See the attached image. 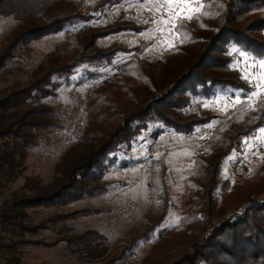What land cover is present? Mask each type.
Instances as JSON below:
<instances>
[{
	"label": "trees",
	"instance_id": "obj_1",
	"mask_svg": "<svg viewBox=\"0 0 264 264\" xmlns=\"http://www.w3.org/2000/svg\"><path fill=\"white\" fill-rule=\"evenodd\" d=\"M120 1L99 0L92 12ZM198 9L192 19H178V42L162 59L147 61L136 54L142 46L98 44L99 39L120 32L137 33L140 27L133 21L116 19L92 27L88 25L93 17L90 11L82 13L72 0H0V18L11 16L17 21L0 47V71L30 42L64 33V40L45 54L31 76L0 88L2 184L15 178L27 151L46 133L61 129L68 107L44 100L54 98L78 68L110 65L120 53L133 55L115 74L87 91L84 128L74 134V144L55 164L53 182L39 186L28 178L24 183L27 193H12L2 203L0 213L9 233H17L13 228L21 209L61 206L105 194L112 185L104 178L106 165H114L119 147L129 146L148 124L189 136L213 119L203 111H186L193 98L225 89L242 94L249 91L239 71L231 66L228 51L234 47L253 59H264V0H200ZM80 25V30L72 32ZM261 127L264 94L251 108L243 103L228 119L219 118L184 179L176 224L157 232L158 238L140 264H264V158L236 183L221 177L223 160L240 151L243 140ZM155 177V170L150 169L153 201ZM160 184L157 214L150 209L143 215L145 230L138 236H127L128 241L117 238L114 248L123 246L119 251L106 254V248L97 243L105 238L95 231L65 238L69 250L88 261L86 264H114L130 256L135 242L151 238L167 215L170 204L161 178ZM96 212L81 209L55 215L38 226Z\"/></svg>",
	"mask_w": 264,
	"mask_h": 264
},
{
	"label": "rangeland",
	"instance_id": "obj_2",
	"mask_svg": "<svg viewBox=\"0 0 264 264\" xmlns=\"http://www.w3.org/2000/svg\"><path fill=\"white\" fill-rule=\"evenodd\" d=\"M99 0H72L79 11H90L93 16L88 25L103 26L116 19L133 21L140 30L136 32H120L116 35L98 40L100 46L116 43L125 47L142 46L136 53L147 61L161 60L164 52L178 42L175 24L178 19L188 20L198 9L200 0H189V4L177 7L169 12L166 0H121L108 6L100 12H92ZM176 12L181 17L176 18ZM167 21V23H166ZM17 24L11 16L0 18V47ZM74 28L72 32L80 30ZM64 40V33L45 36L30 42L16 52L13 59L7 61L0 71V88L9 85L13 80L26 79L40 63L46 53ZM197 49L198 44L192 45ZM229 49L231 66L237 69L241 78L247 83L249 91L225 89L216 91L209 97L191 100L187 112L206 113L213 119L206 125L194 129L192 135L184 136L166 129L160 124L150 123L129 146L121 145L114 154V165H106L104 178L112 185L108 191L97 197L84 198L61 206L35 207L18 209L22 215L17 219L18 225L13 229L15 235L4 227L0 237V264H86L79 254L71 252L65 243V238L82 234L84 231H95L104 236L98 246L106 248V254L119 251L123 246L114 248L117 238H134L145 230L143 215L148 210L157 214L161 192L160 178L163 180L169 199V208L164 221L153 232L147 241H136L130 256L114 264H140L149 248L158 238V231L170 230L179 216L180 195L183 191L184 179L192 171L194 156L199 153L209 131L219 122V118L228 119L239 105L245 103L251 108L252 103L264 94V73L257 61L240 52ZM131 53L117 54L110 65L98 68H78L57 89L54 98L44 100L50 105L67 106L69 111L61 122V129L46 133L38 145L27 151L26 158L15 170L14 179L2 184L0 179V202L7 200L12 193H27L24 188L26 179L37 182L39 186L53 182V168L74 144V134L84 128L86 96L89 89L115 74L118 67L128 61ZM264 60V59H262ZM91 75V76H90ZM247 76V79H245ZM257 84L261 87L257 88ZM256 92L257 95L252 94ZM239 99V103H236ZM71 110V111H70ZM259 128L254 135L243 140L240 151H233L221 165V177L230 184L248 176L264 158V133ZM0 140V144L2 145ZM3 165L0 163V171ZM150 169L155 170V201L150 197ZM195 201V198L192 197ZM81 209L97 210L96 213L76 218L66 219L46 227L38 225L55 215H68ZM11 245V248L2 246Z\"/></svg>",
	"mask_w": 264,
	"mask_h": 264
},
{
	"label": "snow or ice",
	"instance_id": "obj_3",
	"mask_svg": "<svg viewBox=\"0 0 264 264\" xmlns=\"http://www.w3.org/2000/svg\"><path fill=\"white\" fill-rule=\"evenodd\" d=\"M166 3L168 4L169 6V12H172L175 10V8L179 7L181 8V12L183 11V7L184 6H187L189 4V0H166ZM202 7V5H201ZM193 11V9H189V15L187 16L188 19H192V15H191V12ZM195 11H199V9H195ZM181 12H176V18H180L181 17ZM167 23V21H166ZM171 47V45L169 46ZM232 51H236L235 48L232 49ZM257 63L259 64V66L264 69V60H260V61H257ZM245 79H247V76H245ZM261 81H264V73L261 74V77H260ZM261 85L260 84H257V88H260ZM253 96L257 95L256 92H254L252 94ZM239 99H237L236 103H239ZM261 132L264 133V128L261 129Z\"/></svg>",
	"mask_w": 264,
	"mask_h": 264
},
{
	"label": "built area",
	"instance_id": "obj_4",
	"mask_svg": "<svg viewBox=\"0 0 264 264\" xmlns=\"http://www.w3.org/2000/svg\"><path fill=\"white\" fill-rule=\"evenodd\" d=\"M2 205V203L0 202V206ZM3 218H2V215L0 213V237L3 236L4 232H3Z\"/></svg>",
	"mask_w": 264,
	"mask_h": 264
}]
</instances>
